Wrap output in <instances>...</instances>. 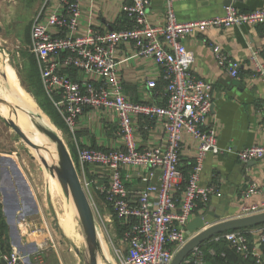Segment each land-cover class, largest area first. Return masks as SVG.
I'll return each instance as SVG.
<instances>
[{
    "label": "built area",
    "instance_id": "obj_1",
    "mask_svg": "<svg viewBox=\"0 0 264 264\" xmlns=\"http://www.w3.org/2000/svg\"><path fill=\"white\" fill-rule=\"evenodd\" d=\"M83 0H45L31 24L30 50L37 60L45 94L57 109L68 129L75 133L81 115L87 108L115 110L119 116L124 149H78V161L83 165L100 166L110 171L109 184L104 188L106 203L112 212L130 224L126 232L127 251L118 249L119 264H171L175 254L188 242L186 226L200 206H206L213 196L222 193L214 184H203L201 174L209 153L218 154V136L214 127H206L212 107L211 86L197 78L192 70L194 52L184 40L197 29L264 24V8L239 10L235 0L226 7L223 16L199 21H180L175 4L165 0L166 21L154 25L148 19L151 0H130L123 11L132 26L120 31H101L89 26L80 33ZM131 41L138 54L154 58L164 70L166 103L157 105L130 101L123 91L117 65V49ZM220 65H228L233 77L239 76L241 63L234 61L221 46H214ZM256 70L264 74V63L258 53L252 57ZM83 72L73 79L67 70ZM95 76V78H92ZM150 87L155 81L148 82ZM160 118L168 136L166 147L140 149L135 141L133 117ZM188 132L199 141L195 166L184 186L182 200L174 189L185 180L181 169L182 134ZM243 163L264 158V146L251 145L239 149ZM128 166L150 168L144 176L145 187L133 193L125 184L122 170ZM159 171V180L153 181ZM255 184L244 191L256 193ZM135 194V195H134ZM249 210V209H248ZM249 214L264 211L252 208ZM215 241H228L237 252L264 257V227L252 246L243 231H227L216 235ZM5 264H23L19 250L0 254ZM206 264L205 252L198 246L184 261Z\"/></svg>",
    "mask_w": 264,
    "mask_h": 264
},
{
    "label": "crops",
    "instance_id": "obj_2",
    "mask_svg": "<svg viewBox=\"0 0 264 264\" xmlns=\"http://www.w3.org/2000/svg\"><path fill=\"white\" fill-rule=\"evenodd\" d=\"M228 1L179 0L175 9L180 21L194 22L223 16ZM8 2L15 11L16 0ZM129 2L83 0L80 33H85L89 26L101 31L129 28L132 20L123 11ZM234 5L239 10L252 11L263 9L264 0H235ZM148 19L154 25L165 23V0H151ZM29 39L30 45L31 25ZM184 42L195 55L192 65L194 74L211 86L213 102L205 125L215 128L220 149L218 154L207 155L201 182L216 185L222 193L221 197L213 196L206 206L194 212L189 222L203 214L220 220L250 215V209L264 207V158L243 163L238 159L237 152L251 145L264 146V74L256 70L252 60L253 55L258 53L259 60L264 63V24L197 29ZM216 45L221 46L229 58L241 63L237 78L231 75L228 65L219 64L214 51ZM35 63L45 93L37 60ZM117 65L123 91L130 101L157 105L166 103L164 70L154 58L141 56L134 43L126 41L117 49ZM67 73L73 79L83 76V72L75 68L67 70ZM149 81H155L156 86L150 87ZM64 125L60 130L67 139L71 153L76 154L75 159L72 157L83 185L95 206L101 208L99 216L105 231L101 230V233L98 228V232L107 260H100L99 264H119V255H116L118 249L126 253L128 248L125 237L127 230L124 232L120 225L128 222L123 219L116 221L112 209L106 203L103 190L109 184L110 171L100 166L83 165L77 156L78 149L83 147L124 149L118 113L115 110L87 108L80 117L75 133ZM133 128L140 149L167 146L168 136L162 119L134 116ZM198 147L199 141L188 132H183L180 162L185 180L174 189L178 200H182L183 188L194 169ZM0 169V196L9 239L11 246L22 255L23 264H87L80 255L74 237L62 226L58 228L52 223L45 210L47 203L39 198L35 190L36 183L22 175L15 176L13 167L12 172L9 168L5 170L7 175H3L4 171ZM149 171L150 168H124L122 174L126 186L133 193L142 190L146 185L143 178ZM158 180L159 171L153 178L155 182ZM251 184H255L258 191L245 196L243 191ZM96 221L98 226L97 217ZM201 230L198 229L195 234ZM251 234L257 243L259 230H252ZM75 237L81 242L76 228Z\"/></svg>",
    "mask_w": 264,
    "mask_h": 264
},
{
    "label": "rangeland",
    "instance_id": "obj_3",
    "mask_svg": "<svg viewBox=\"0 0 264 264\" xmlns=\"http://www.w3.org/2000/svg\"><path fill=\"white\" fill-rule=\"evenodd\" d=\"M44 3L45 0H16L15 12L13 7L9 6L8 0H0V97L12 104L14 103L13 105L17 109H24L27 114L44 118L57 131L68 148L64 133L51 116L53 109L43 94L37 68L35 75H33L35 66L32 61L35 60V56L29 49L30 25L33 17L41 10ZM7 86L10 87V90L6 88ZM11 90L14 92L13 97L16 102L12 95H9ZM8 116V107L0 103V168L4 171L3 175L8 174L5 171L7 168L12 172L13 167L15 176L20 177L22 175L36 183L35 190L39 198L47 203L45 210L54 226L58 228L62 226L69 235L74 237L76 244L79 241L75 237V228L79 232L80 255L87 260V244L72 197L64 192L62 186V193L50 186L51 173L41 161L40 154L42 151L40 153L32 148L13 130L6 121ZM36 122L33 121L32 123L34 129ZM23 130L31 140L35 137L31 128ZM42 137L46 141L44 145L48 146L49 140L43 134ZM69 151L71 153L70 149ZM71 155L73 154L71 153ZM89 199L99 222L98 228L100 232L101 230L105 231L99 216L101 208L99 205L95 206L90 196ZM71 203L74 204L76 210L74 219L70 220L67 215L71 213L68 208V204ZM116 255L118 254L116 253Z\"/></svg>",
    "mask_w": 264,
    "mask_h": 264
},
{
    "label": "water",
    "instance_id": "obj_4",
    "mask_svg": "<svg viewBox=\"0 0 264 264\" xmlns=\"http://www.w3.org/2000/svg\"><path fill=\"white\" fill-rule=\"evenodd\" d=\"M230 3L231 1L229 0L228 5H230ZM0 103L9 108V116L6 121L13 128V130L19 134L28 145L38 152L41 153V151H46L50 154V161L43 156L42 153L40 154V158L43 165L49 169L51 175L58 179L64 192L68 196H71L74 201L87 244L88 258L86 263L99 264L100 260L106 261L107 259L98 232L97 221L92 204L79 176L75 161L63 139L57 131L47 126L42 118L33 116L34 118H38L36 125L39 132L45 135L49 140L48 146L35 143L24 132L19 124L12 119L15 105L2 97H0ZM49 146L56 148L58 155L57 160L49 152ZM209 216L211 217V215L203 214L187 224L186 232L190 236V239L175 254L171 264H183L185 259L196 247L200 246L206 240L214 238L216 235L231 230L249 228L264 224V211L239 217L224 218L222 220L217 218L213 219V217L210 218ZM198 229L202 230L195 234ZM2 263L5 264V261Z\"/></svg>",
    "mask_w": 264,
    "mask_h": 264
},
{
    "label": "trees",
    "instance_id": "obj_5",
    "mask_svg": "<svg viewBox=\"0 0 264 264\" xmlns=\"http://www.w3.org/2000/svg\"><path fill=\"white\" fill-rule=\"evenodd\" d=\"M32 64L35 66L34 73H33V75H35V71L37 68L35 65L36 64L35 60L32 61ZM43 94L44 96H46L44 92ZM45 98L47 99V101L49 102V104L51 105L53 109L51 113L53 121L60 128H63L65 126L64 125L65 123L62 117L60 116V114L58 113L57 109L52 104V102L49 100V98L47 96ZM73 157L75 159L76 154H73ZM203 207L204 206H200V208H203ZM114 216L116 218V221H120L121 219L120 217H118L116 214H114ZM129 226H130L129 223H126V224L123 223V225L122 224L120 225V227L122 228L124 232L125 230H128ZM263 227H264V224H261V225L252 226L249 228L236 229L235 231H243L245 234H247L250 238L251 245L254 246L256 244V241L253 240L254 236L253 234H251L252 230H260ZM231 231H234V230H231ZM200 247L205 252L206 264H264V257L262 258L261 262H258L257 255L253 253H250L248 256H244L243 254H240L239 252H237L236 249L233 248L231 244L226 240L215 241L214 238H211L203 242L200 245ZM11 250H12V246H11V242H10L9 234H8V225H7L6 217L3 212V206L1 203V196H0V254L10 253ZM0 264H2L1 260H0ZM183 264H187V263L184 262Z\"/></svg>",
    "mask_w": 264,
    "mask_h": 264
},
{
    "label": "bare ground",
    "instance_id": "obj_6",
    "mask_svg": "<svg viewBox=\"0 0 264 264\" xmlns=\"http://www.w3.org/2000/svg\"><path fill=\"white\" fill-rule=\"evenodd\" d=\"M1 68V67H0ZM6 88H8L9 90H10V87H6ZM9 95H12V97H13V95H14V92L11 90L10 92H9ZM13 99H14V101H15V98L13 97ZM16 102V101H15ZM14 104V103H13ZM9 109V108H8ZM12 119L13 120H15L16 122H17V124H19V126L22 128V129H29V128H31V130L34 132V135L33 136H35L32 140L35 142V143H37V144H40V145H44L45 143H46V141L44 140V138L42 137V134H41V132H39V130H38V128H37V125H35V129H34V127L32 126V123H33V121H38V118H34L32 115H30V114H27L26 113V111L24 110V109H17V108H14V113H13V115H12ZM42 120L44 121V123L47 125V126H49V127H51L52 128V126L50 125V124H48V122L44 119V118H42ZM53 129V128H52ZM48 150H49V152L51 153V155H53V157L57 160V158H58V155H57V151H56V148L55 147H48ZM42 154H43V156H45L49 161H50V154L48 153V152H46V151H42ZM50 179H51V181H50V186H52V188H55V189H57V191L59 192V193H62V188H61V184H60V182L58 181V179L56 178V177H54V176H51L50 175ZM68 208H69V211L71 212V213H68V215H67V217H68V219H74V217H75V208H74V204L73 203H71L70 205L68 204ZM75 227V226H74ZM83 236V235H82ZM79 244V243H78Z\"/></svg>",
    "mask_w": 264,
    "mask_h": 264
}]
</instances>
